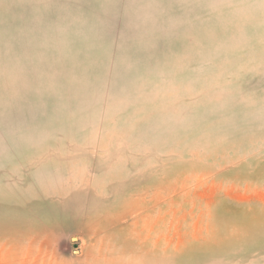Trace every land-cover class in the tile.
I'll return each instance as SVG.
<instances>
[{
  "label": "rangeland",
  "instance_id": "rangeland-1",
  "mask_svg": "<svg viewBox=\"0 0 264 264\" xmlns=\"http://www.w3.org/2000/svg\"><path fill=\"white\" fill-rule=\"evenodd\" d=\"M0 0V264H264V9Z\"/></svg>",
  "mask_w": 264,
  "mask_h": 264
},
{
  "label": "clouds",
  "instance_id": "clouds-1",
  "mask_svg": "<svg viewBox=\"0 0 264 264\" xmlns=\"http://www.w3.org/2000/svg\"><path fill=\"white\" fill-rule=\"evenodd\" d=\"M208 7L224 20L239 25L249 18L257 5L254 0H210ZM260 7L264 9V0H260Z\"/></svg>",
  "mask_w": 264,
  "mask_h": 264
}]
</instances>
